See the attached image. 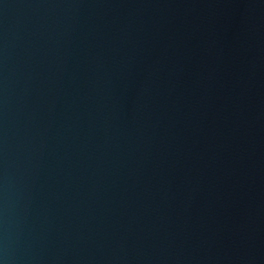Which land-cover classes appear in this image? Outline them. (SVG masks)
<instances>
[{
    "label": "water",
    "instance_id": "95a60500",
    "mask_svg": "<svg viewBox=\"0 0 264 264\" xmlns=\"http://www.w3.org/2000/svg\"><path fill=\"white\" fill-rule=\"evenodd\" d=\"M0 264H264V0H0Z\"/></svg>",
    "mask_w": 264,
    "mask_h": 264
}]
</instances>
